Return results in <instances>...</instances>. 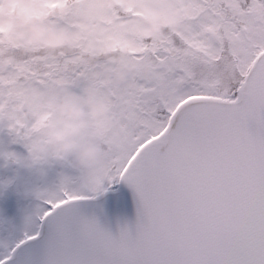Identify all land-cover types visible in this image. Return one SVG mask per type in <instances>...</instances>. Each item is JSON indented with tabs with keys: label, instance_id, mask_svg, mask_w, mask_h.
I'll return each instance as SVG.
<instances>
[{
	"label": "snow or ice",
	"instance_id": "obj_1",
	"mask_svg": "<svg viewBox=\"0 0 264 264\" xmlns=\"http://www.w3.org/2000/svg\"><path fill=\"white\" fill-rule=\"evenodd\" d=\"M17 5L67 43L6 28ZM66 92L107 105L93 168L33 143ZM119 180L113 234L80 206ZM0 198V264H264V0H0Z\"/></svg>",
	"mask_w": 264,
	"mask_h": 264
},
{
	"label": "clouds",
	"instance_id": "obj_2",
	"mask_svg": "<svg viewBox=\"0 0 264 264\" xmlns=\"http://www.w3.org/2000/svg\"><path fill=\"white\" fill-rule=\"evenodd\" d=\"M141 23L150 34H159L170 19L163 15H147ZM32 41H40L44 48L59 47L67 43L63 29H56L51 23L29 24L24 30ZM117 60L120 56L115 57ZM147 67V61L145 62ZM117 79L123 80L125 69L118 65ZM135 86V81H129ZM48 107L54 114L39 130L33 143L49 156L67 154L78 168L90 169L104 161V149L113 139L115 132L107 114L106 103L94 96H84L71 92L60 95L55 101H49ZM87 129V130H85ZM46 141V147L41 144Z\"/></svg>",
	"mask_w": 264,
	"mask_h": 264
},
{
	"label": "water",
	"instance_id": "obj_3",
	"mask_svg": "<svg viewBox=\"0 0 264 264\" xmlns=\"http://www.w3.org/2000/svg\"><path fill=\"white\" fill-rule=\"evenodd\" d=\"M80 211L88 217H94L107 230L116 234L125 224L130 229L136 221V200L132 189L119 180L117 188L106 190L94 199L81 202Z\"/></svg>",
	"mask_w": 264,
	"mask_h": 264
},
{
	"label": "trees",
	"instance_id": "obj_4",
	"mask_svg": "<svg viewBox=\"0 0 264 264\" xmlns=\"http://www.w3.org/2000/svg\"><path fill=\"white\" fill-rule=\"evenodd\" d=\"M27 8L28 7H25V5H17L13 13H6L5 20H7L10 25L8 28H11L19 37H23L26 34V31L24 30L28 27L29 24H44L35 16L29 15L27 12ZM146 19L147 16L144 15L143 20L146 21ZM116 182L117 181H113L111 184H115ZM105 186H107V184ZM0 202L4 203L5 201L0 198Z\"/></svg>",
	"mask_w": 264,
	"mask_h": 264
},
{
	"label": "rangeland",
	"instance_id": "obj_5",
	"mask_svg": "<svg viewBox=\"0 0 264 264\" xmlns=\"http://www.w3.org/2000/svg\"><path fill=\"white\" fill-rule=\"evenodd\" d=\"M145 16H146V14H145ZM4 23H5L6 28H8L10 26L7 20H5ZM0 210H5L9 214H11L14 211V207L12 206L10 201L7 204L4 202V203H0Z\"/></svg>",
	"mask_w": 264,
	"mask_h": 264
}]
</instances>
